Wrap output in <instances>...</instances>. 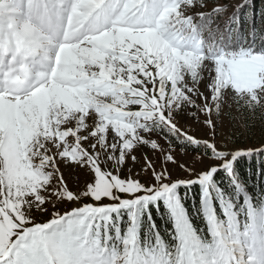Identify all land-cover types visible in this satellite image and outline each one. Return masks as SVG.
<instances>
[{
    "label": "rangeland",
    "instance_id": "374dc122",
    "mask_svg": "<svg viewBox=\"0 0 264 264\" xmlns=\"http://www.w3.org/2000/svg\"><path fill=\"white\" fill-rule=\"evenodd\" d=\"M10 1L16 0H0V15L8 17L2 25L14 24L27 41L44 47L39 21L19 19ZM142 1L126 0L125 10L114 3L78 31L74 23L94 6L101 12L106 0H55L72 28L57 34L69 36L73 46L59 48L53 79L41 90L21 98L0 95V263L10 252L3 264H85L95 252L82 241L83 232L111 223L108 210L127 207L126 224L136 200L205 178L236 153L234 135L244 137V119L264 111V53L243 46L213 50L215 40L207 35L189 37L188 22L197 15L230 13L244 0H163L160 14L147 20L129 10ZM159 128L229 158L175 145ZM162 195L187 243L194 234L182 203L173 191ZM251 236L264 245L262 232ZM123 244L120 255L89 264H124L129 245ZM73 250L77 263L69 262ZM254 262L264 264V246L240 258L241 264Z\"/></svg>",
    "mask_w": 264,
    "mask_h": 264
},
{
    "label": "trees",
    "instance_id": "16d2710c",
    "mask_svg": "<svg viewBox=\"0 0 264 264\" xmlns=\"http://www.w3.org/2000/svg\"><path fill=\"white\" fill-rule=\"evenodd\" d=\"M207 1L216 0H201L202 3ZM219 11L215 14L203 12L197 15L200 16L197 21L189 23L192 33L189 37L195 39L192 37L200 33L207 35L206 39L215 40L213 50H230L243 46L254 52L264 53V0H244L241 7L230 13L221 9ZM189 18H192V15ZM245 20L249 21V25ZM253 115L250 121L244 119V137L238 138V135H234L236 138L233 142L238 148L236 153L231 155L230 165L216 168L219 175L213 172L207 183L194 180V184V181H191L188 184H180L175 189L185 208L197 244L202 247L204 253L215 258L213 264H223L225 246L214 232L212 216L222 227L226 247L236 244L240 257L248 256L250 252L252 225L261 222L258 232L264 234V111L260 114L255 112ZM254 126L257 135L251 140L250 133ZM157 131L173 144L192 152L216 155L221 159L229 158V153H214L206 144L189 141L182 134H174L162 128ZM124 210L123 207L108 211L113 218V223H108L110 225L107 235L110 236H104L103 226L101 231L94 235L85 234L82 241L92 246L91 252H122V245L118 244V241L125 233L127 236L130 233V224H125L128 213ZM233 221L238 226L236 233L232 232ZM116 224L118 234L114 230ZM132 227L136 234L133 243V264H141L150 253L154 257L162 258L160 264H185V255L177 245L174 219L164 201L151 199L138 202L133 210ZM75 255L73 250L70 254L73 257H69V262L77 263Z\"/></svg>",
    "mask_w": 264,
    "mask_h": 264
},
{
    "label": "snow or ice",
    "instance_id": "6c2138e0",
    "mask_svg": "<svg viewBox=\"0 0 264 264\" xmlns=\"http://www.w3.org/2000/svg\"><path fill=\"white\" fill-rule=\"evenodd\" d=\"M202 168H204V169H208V165H207L206 163H204V164H202ZM208 171H209V172H215L216 175H219V172L216 171L215 169H209ZM152 179H154V178H152ZM192 183L194 184V183H196V182L194 181V182H192ZM177 187H178L177 185H172L171 188H169V187H165V188L163 189L162 192H157V193H156V196H160V195H162V194H164V193H167V192H169V191H173V190H175Z\"/></svg>",
    "mask_w": 264,
    "mask_h": 264
}]
</instances>
